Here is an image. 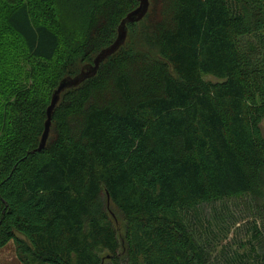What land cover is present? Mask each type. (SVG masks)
<instances>
[{"label": "trees", "instance_id": "1", "mask_svg": "<svg viewBox=\"0 0 264 264\" xmlns=\"http://www.w3.org/2000/svg\"><path fill=\"white\" fill-rule=\"evenodd\" d=\"M55 1L0 0V248L13 241L25 264H210L190 228L200 208L244 195L264 207V0H166L154 56L130 46L148 11L62 93L35 151L60 81L139 4ZM250 232L222 264H264V231Z\"/></svg>", "mask_w": 264, "mask_h": 264}, {"label": "rangeland", "instance_id": "2", "mask_svg": "<svg viewBox=\"0 0 264 264\" xmlns=\"http://www.w3.org/2000/svg\"><path fill=\"white\" fill-rule=\"evenodd\" d=\"M152 1L153 8H149L148 17L138 27L132 29L130 33L131 49L150 56L158 55L160 51V43L157 37L166 0ZM55 2L59 3L57 0ZM56 5L59 10H64L60 4ZM1 6H4L3 2H0V12L3 11ZM31 8L35 11L36 16L40 15V11L37 9L38 7H35V4L32 3ZM112 34L114 37V33ZM119 63L120 61L111 60L103 67L100 76L94 83L96 95L107 94L115 71L121 67ZM76 65H70L67 70L76 69ZM3 134V131H0V137ZM200 215L203 216V224L197 219L191 218L190 228L198 242L203 244L209 251L210 264H222L224 257L227 254L229 255L232 250L237 249L241 242L247 238V235H250L252 222L257 223L260 229L264 231V207L257 205L249 195L205 204L200 208ZM121 225L119 224L120 231H123ZM0 264H25L20 260L18 247L13 241L0 248ZM106 264H111V262L107 260ZM121 264H127L125 255L121 256Z\"/></svg>", "mask_w": 264, "mask_h": 264}, {"label": "water", "instance_id": "3", "mask_svg": "<svg viewBox=\"0 0 264 264\" xmlns=\"http://www.w3.org/2000/svg\"><path fill=\"white\" fill-rule=\"evenodd\" d=\"M137 1L139 2L138 6L128 12L118 25L116 39L110 45L102 48L95 56L93 62L84 64L79 73L74 76L69 75L64 77L58 84L57 88L53 91L50 105L47 108V119L45 121L44 131L35 151H41L47 146L51 133L53 113L61 99L62 93L69 88L79 86L86 79L95 76L101 63L109 56L116 53L126 43L129 31L128 25L130 23L141 21L147 15L150 8V0Z\"/></svg>", "mask_w": 264, "mask_h": 264}]
</instances>
